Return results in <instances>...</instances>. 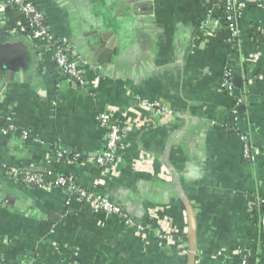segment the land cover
<instances>
[{"label": "crops", "instance_id": "obj_1", "mask_svg": "<svg viewBox=\"0 0 264 264\" xmlns=\"http://www.w3.org/2000/svg\"><path fill=\"white\" fill-rule=\"evenodd\" d=\"M26 1L88 63L87 84L61 74L45 44L17 32L24 16L3 7L2 260L187 264L190 211L195 264H243L244 252L248 264H264V212L255 202L264 197V0H242L234 39L216 0ZM226 69L232 92L221 89ZM141 101L171 115L157 117ZM104 112L126 148L100 167L106 129L96 118ZM58 151L77 160H59ZM6 168L73 176L150 230L126 228L61 188L18 184Z\"/></svg>", "mask_w": 264, "mask_h": 264}, {"label": "built area", "instance_id": "obj_2", "mask_svg": "<svg viewBox=\"0 0 264 264\" xmlns=\"http://www.w3.org/2000/svg\"><path fill=\"white\" fill-rule=\"evenodd\" d=\"M216 4L222 10L225 23L232 33V39H234L238 33L236 27L237 20L244 7L242 0H216ZM4 6L16 8L24 16L25 22L19 27L17 32L35 38L45 44L47 51L52 52V61L61 74L80 86L87 84L84 80L83 70L88 66V63L76 53L74 46L55 39L51 35L45 25L43 14L32 3L26 0H6V3L0 6V11L4 9ZM209 21L210 19L205 23ZM221 89L225 92H232L234 90L233 75L228 69L224 70ZM240 103L241 99L236 98L235 106H238ZM141 104L151 109L157 117L163 114L171 115L169 109L162 107L157 102L141 101ZM96 120L101 127L106 129V139L104 149L95 158V163L100 167L112 166L117 162L118 153L126 148V134L113 122L111 115L107 112L98 115ZM9 130H16V128L13 125H9ZM21 136L23 139H26L28 132L22 131ZM250 150V146L245 145V154L249 155ZM55 155L59 158L62 156V152L58 151ZM6 173L15 182L28 188L43 191L61 188L67 193L70 200L80 204L85 203L89 210L113 217L126 228H133L135 231L141 233H147L150 230L148 225L135 223L119 205L110 202L100 192L91 188L82 187L72 178L57 175L54 180L48 181L45 175H52L51 172L42 174L14 168H6ZM255 202L259 206V209L264 212V197L256 198ZM248 257V252H244L242 255L243 264H248Z\"/></svg>", "mask_w": 264, "mask_h": 264}, {"label": "water", "instance_id": "obj_3", "mask_svg": "<svg viewBox=\"0 0 264 264\" xmlns=\"http://www.w3.org/2000/svg\"><path fill=\"white\" fill-rule=\"evenodd\" d=\"M7 67L11 68V66H7ZM195 258H196L195 223L189 211L187 264H195Z\"/></svg>", "mask_w": 264, "mask_h": 264}, {"label": "trees", "instance_id": "obj_4", "mask_svg": "<svg viewBox=\"0 0 264 264\" xmlns=\"http://www.w3.org/2000/svg\"><path fill=\"white\" fill-rule=\"evenodd\" d=\"M49 54L52 55V52L50 51ZM59 160L76 161L77 158H76L75 156H67L65 153H62V156L59 157ZM57 175H62V176H64V177H66V178H72V179L75 181V179H74L73 176L66 175V174H63V173H60V172H56V171L53 172L52 175H45V176L48 178V181H52V180L55 179V177H56ZM75 182H76V181H75ZM21 185H22V184H21ZM81 204L84 205V206H86V208H88V206H87L85 203H81ZM263 215H264V213H263ZM0 264H6V263L2 260L1 256H0Z\"/></svg>", "mask_w": 264, "mask_h": 264}]
</instances>
